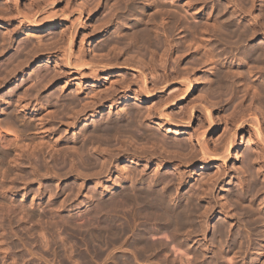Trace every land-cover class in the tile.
<instances>
[{
  "label": "rangeland",
  "instance_id": "1",
  "mask_svg": "<svg viewBox=\"0 0 264 264\" xmlns=\"http://www.w3.org/2000/svg\"><path fill=\"white\" fill-rule=\"evenodd\" d=\"M140 1L141 0L136 1L137 3L136 2L131 3L130 0H78V1L77 0H61V1L56 2L55 5L52 7L54 9V12L56 13L55 15L60 17L58 27L56 29L49 30L43 33L41 35L42 37L39 43L35 41L33 36H29V38L33 42L32 43L33 47L31 45L26 46L27 39L22 36V35H25L23 34L22 30H17V34L14 37H12V39H10L9 42H2L0 39V48H2L0 49V122L7 124L6 126L5 125L3 126L4 128L7 127L9 124L10 125L9 128L14 125V127L17 130L19 129V123H17L15 119L17 120L18 119L17 117L19 118L21 117L19 120H23L25 119V117H28L27 119L33 125L38 127L37 117L38 118L40 117L41 119V117L44 116L43 114L41 115V113L43 112L45 114V111L49 113L53 112L52 114L54 115H51V114H48L49 116L45 115L42 121L44 122L45 127H47L46 133L52 135L54 138L53 140L57 139L58 137L59 143L61 144L59 145V147L63 148L61 149L62 151L58 150L59 152L57 151L56 154H55L56 151L55 152L52 151L53 155L49 151H47L49 149H46L45 151L47 152H44V155L42 156L39 155V157H43V158H39L38 155H36L37 157L34 156V158L32 159L33 157L32 156L31 158L29 157L31 160L27 161V163H29L30 165L26 164V160H25V163H23L24 160L23 161L19 160L20 162L19 161L18 162L20 164L22 162V164L20 165L19 163L11 164L12 160H10V158L13 159V156H14L13 152H11L12 150L10 148L7 149V148L0 146V148H2L0 149V172L2 174L1 173L0 174L4 177L8 175V177L6 178L0 175V181H2L0 182V187H1L0 190L4 189L3 191L2 190L0 191V196H1L0 197V264H13V263L14 264H155V262H158L156 264H167V263L168 264H181L182 262H183L182 264H186L187 262L188 263L190 262V264L191 262L193 263L195 262L194 264H196V262L197 264L198 263L199 264L200 263L213 264L210 262L212 261L215 262L217 260L219 264L221 263L222 264H234L232 262L236 260V258H238L239 256H240L239 260L234 261L235 264H237L238 262L240 263L241 261H243L244 263L242 262L240 264H247V263L248 264L249 263L259 264L258 261L260 262V264L264 263L262 262L264 260V241H263L264 238H261L264 234L263 233L264 226H261L262 224L255 225L256 228L259 229V231L258 229H256V231L260 233V236H261L260 237L258 233H254L255 234L254 235L253 233H250V231L247 229H245L246 232L244 231V228L241 229L239 226L240 221L236 222L237 220H241V219L236 220L237 217H234L233 218L234 223H231L229 221L227 222L226 219L222 217V215L220 214L219 215L217 214L213 218L209 219L208 227H206L207 225L204 224L203 229L205 228V230L202 235L198 233L199 236L196 235L198 230L196 231V233L193 232L189 234V231L187 232L185 229L183 233L181 232L183 230L179 231V235L177 232L176 237H174L175 235H172L171 237V233L167 234L166 232H156V233L153 232L154 234L153 233L152 235L149 234L150 236L147 237L148 239H151L149 240L151 241L149 244L150 245L149 253H147L148 249L145 250L147 254L139 253V254H142V256L144 255L147 258V259L144 258L145 260L143 259L142 256H140L137 253L138 248L134 249L136 250L135 252L133 251V248L131 247L129 248H131L132 251H130L128 247L127 248L124 247L127 250H129L127 251V250H124L122 246L123 244H119V242L118 244L113 243L111 240L107 239L109 240L108 241L109 244H107L108 248H107L106 243H105L106 247L104 244L102 245L104 248H107L106 250V249L101 248V246L99 248V246H97L95 242L92 243L93 241L91 242V240L89 239L88 229H91V227L87 223L88 219H86L87 217L86 213L88 214V212L91 211L97 205L98 201L100 202L114 195V193L120 187H123V185H124L123 188L125 187L129 188L132 185V182L134 181L133 184L136 183L135 184L136 186L138 187L141 186L140 188H143L144 186L145 188L147 187L146 184L151 185L150 183L152 182L154 183V181H156L155 183L161 182L165 184L164 187L166 186V183H167V186L169 184L170 188L173 187L170 185V183L172 182V178L173 179L175 178L174 182L176 181L174 170L170 168L171 166H163V164H160V162H158V160L156 159L161 158V157L162 158L169 157L170 159V157L175 156L176 155L175 153L177 152L179 154V157L182 158L183 157L182 155H184L183 153L185 152V150L187 152V149L189 147V142L186 139L187 138L186 132H187V128L190 127V125L188 126L187 122H183L185 121L183 119L186 118L185 117L186 113H188V110L190 109V107L195 105L194 107H197L199 109V107L203 105L205 106L207 105L206 107H208L209 110H210V107L213 108L211 109V113L215 121H217L219 117H220L219 119H221L222 117L221 120L223 124H221L220 128L217 129L216 132L211 134L209 137L210 145L213 146V145L218 144L221 141V139L225 137L224 120H227V118L229 119L233 115V113H235L236 111L238 112L240 110L239 108H241L243 105H244L243 106L244 108L248 104L251 103L250 106L253 107L252 105H254V102H255L252 97L253 95L252 93L254 92L253 87L256 86L255 84L258 82L260 84L257 85L258 87L256 86L255 88H259L263 86L264 84V70H262L264 67L262 69L260 67L264 65L263 63L261 64V62L259 63L255 62L257 63L256 65L261 64L260 66H258L257 70H259L260 68L263 73L260 72L261 70H259V72L256 71L257 67H253L251 71L252 66L251 68L250 66L245 67V70L243 68L244 66H238L240 64H243L244 62V58H242V56L244 55L242 54H244L243 52L247 49V47L262 48V49L264 48V40L261 35L254 38L252 42H249L247 40L245 41L246 44H244V42H242L241 44L239 43V45L236 44L237 47L235 46V44L232 45L233 47L230 46L233 41H236V39L234 40V38H233V41H229V40L223 41L221 39H219L220 40L219 41L215 37H210L211 39L208 38L209 39L207 40L208 42L206 41L205 42L206 44L204 45L209 44L207 46L208 51L209 50L211 51L213 49L211 52V55L214 54L216 57V58L213 57L214 59L213 61L217 60L218 62L219 60L218 63L216 62L218 66L213 61L212 62L215 64L211 63V65H209L210 62L209 60H207L208 57L206 56H204L205 58L201 57L204 54L207 55L206 53H204L205 50L197 48L198 46L196 47V45L199 44L198 40L201 38V37L199 38V36L202 33V30L201 28L198 27L199 24H197L198 26L196 25L197 27L195 26V22L196 21L198 22V19L193 18V15L191 14V11H190V7L192 8L196 7L195 9L197 10V8L200 7L201 5V8H199L200 10H197L195 12H200L204 9L202 11V15H199V16L204 18V16L207 17L208 15V18H212V17L214 18V15H216L214 14L215 13L214 11H216L215 7L218 5L217 7L219 8L221 5H223V3H227L226 0H223V1L222 0H214V1L213 0H208V1L200 0L199 1L200 3L199 2L196 3L197 0L196 1L194 0L195 3L192 2V0H186V1H189V3L190 1L192 2L190 3V6H188L187 5L188 3L186 2L187 3L186 4L184 0H176V2L175 0H168V1L162 0L164 3L169 5V6H166L165 9L169 8L170 5L171 6L173 5L171 8H169V11H171V9L172 10L174 9V11H171V14L177 12V11L175 12L176 8H178L176 10L180 12V13L177 12L176 13L177 15L173 14V17L176 16L174 17V20L168 21L165 19L166 21L165 20L164 21L166 23L170 22L169 24L174 23V25H175V22L177 23L179 22L180 26L176 23L175 27L173 24H171L172 26L170 27L169 24L167 25L164 22L162 23V21L160 20L162 24L161 25L158 24V26H155L156 28H154V25L157 24L158 19L156 21V24H152V23L143 24L142 25L143 28L150 27L149 28L150 31L147 29H144L145 32L147 31V37H148V38L144 37V39L146 41L148 39V42H146L143 39V37L141 38L145 42H143L142 40L140 42L139 40L141 38L139 37L137 39L138 40V43H137V40L135 41L134 39H130L129 37L127 38L125 36L126 35L125 33L129 34L128 31L130 30L131 23L139 18V15L137 14L138 12L137 10L143 8L142 7L143 3L142 1L141 2ZM203 1L205 2V4ZM232 1L230 0V2L235 5L237 4L235 2H238L236 6L239 8L240 6L238 5H241L242 3H243L242 4L243 6H241V8L242 7L245 8L249 5H252L251 3L252 1H254V4L252 5L253 7L250 6L252 7V9L248 7L245 9L244 8L242 9L244 10L251 9L248 11L250 15L248 14V12L245 13L246 17H249L250 20L251 18H254L259 23V25H261L262 28H264V18H263L264 17V12H263L264 0H252V1L251 0L250 1L232 0ZM4 2H6V0ZM4 2L3 0H0V9L3 8ZM50 2L51 0H14V6L16 8V11H18L19 14H16V11L13 12L12 14L13 26L15 27L18 25V19L20 18V14L29 13V12L32 13V11H34L36 7H44ZM249 2L251 3L249 4ZM182 4H186V6L183 5L182 7ZM94 5L97 6V8H94L93 7ZM78 7L81 10L83 9L82 17L85 18L83 23H87L85 22L86 19H88V13L86 11H88L89 8L91 7H92L91 9L94 8L93 12L96 14L94 18L91 20L92 25L90 26L88 25L90 31H91V27H93L94 25L97 26V24H100V22H104V21L108 22L107 24L108 31L102 34L101 36L97 37L93 48H91L92 55L94 54V56H90L89 55L90 51L88 52L89 36H87L84 39V42L82 44V51L84 52V56H86L85 62L87 61L86 63H88L91 61L90 66H93L96 68L100 60H105L113 56L112 55L113 53L111 51H114L112 48L115 47L116 49L115 48L114 49L116 52L115 51L114 52L119 54L120 53L119 51L121 50L120 54L122 55V58L128 59L133 62H137L136 64H139L138 68L136 65L137 69L135 67H129L125 69L122 73H113V75H104L103 72L97 71L95 73V76L93 77L92 73H90L87 70V68H83L81 70L78 68L77 69L68 68L65 65H62V68L58 71L59 72L58 75H60V77L57 76L56 78V76H54L55 70H56V66L54 65V63L46 64L44 62L43 63L41 62L43 60L33 61V59H30L29 61L28 58L31 56L32 51H33L32 49L34 48V46L35 45H36L35 47L41 46V49L44 50L45 46L44 47L42 46L46 44L47 45L46 48L48 51L43 52L42 55L46 57L45 53H49L51 57H54L56 63L58 61V64L59 65L61 64L60 63L61 58H62L61 54L56 49H53L55 48L53 44L50 46H48V44H50V42L53 41V38H58L59 33L63 28H68L70 23L75 22V18L78 19V16L76 17V15H78L77 10H76ZM134 7H136L137 12L135 10L133 12L132 9H135ZM224 7H225V4L224 6L220 7L224 9L223 16L224 17L228 16L226 18L232 17L230 19H232V22L235 23V27L239 29L238 31H242V29H246V28H247L246 30L249 31L250 29L249 23L251 21L249 20V18L248 20H245L243 19V17H241L240 14L243 12L241 8H240L241 13L240 12L237 13V12H234L232 8L228 6V4L225 7L226 9ZM182 8H184V10ZM127 10H129L130 12ZM208 11H209V14L207 13ZM135 12L136 14H134ZM145 12L149 14V11H145ZM189 13L191 14V16L189 15ZM185 14H186V18H184ZM132 18L134 21L132 20ZM237 18H238V21H237ZM107 19H109L110 22L107 21ZM175 20H178V21H175ZM78 21L79 19L77 20V22ZM246 21L247 22L249 21L248 22L249 25L246 23ZM180 22H182V24H180ZM123 23H125L126 26L122 25ZM159 25L162 27H160ZM166 25L170 27V29L167 27H165L166 29L165 28L163 29V27ZM177 25L180 28L177 27ZM193 27L198 28V29H193ZM171 28L172 29L177 28V29H173V33H171L169 31L171 30ZM11 29H12V26H11ZM93 29L94 28H92V30ZM155 29H157L158 31ZM167 29H169L168 34L170 33V35H164L167 33ZM161 30L163 32L165 31L166 33H162ZM197 30H199V32L196 34V37L198 40L196 39V37L194 38L196 40V43H197L196 44L194 42L195 40L193 39V36L195 35L194 31L197 32ZM2 31L3 30L0 28V38L4 36V33H5ZM153 32H155L156 35L157 34L158 35L156 36L155 33ZM190 33H194V34H190ZM211 34L212 33L210 32V35ZM238 34L236 37H240V35L238 36ZM163 35L165 36L166 39L170 38L167 41L169 43L171 42L170 43L171 46H168L169 43L166 41ZM191 35H193L191 38L193 41L191 42L196 44V45L194 44L193 45L197 49H195L192 46V43L188 41ZM51 36H53V38H50ZM171 36L173 38H171ZM164 39L167 42L166 43L167 46L170 48L166 46V44L164 43L165 41H163ZM206 39L207 38H205L204 40ZM132 41L134 42L135 45L133 44ZM228 42H231V43H228ZM78 45H79V40L78 41L76 40V44L74 46L76 48H74V50H77ZM164 45L166 46V48ZM238 46L240 47L237 50ZM208 47H210L211 49ZM110 48L112 50H109ZM201 50L204 51L203 52L204 54L202 53ZM17 51L18 52L22 51V52L17 53ZM108 51H110V53ZM165 51L168 53V55L165 53ZM26 52H28V54L30 52L29 56L27 55ZM15 53L17 54L18 58L15 55ZM161 53H163V56L165 58L166 56L170 55L169 60L167 62V64H169L168 69L170 71L168 70L169 75H166L167 77V78L165 77L166 80L157 78L159 80L158 81L159 83H157L158 85L154 86L153 88L152 84L148 83V81L150 82L151 80H154L155 77L154 75H151L152 77L148 75L150 72L152 73V70L154 68H155L154 70H157L156 72L162 71V69L160 70V68H162L161 67L162 60H159L162 55ZM19 54L20 55L24 54L25 56L24 55L22 56L25 58L27 57V58L25 59ZM104 54H108V55L110 54V55L109 56L107 55L108 57L105 58ZM14 56H15V59L17 58L16 59L17 63L15 62L14 58H12ZM202 58H204L206 61L203 60ZM24 59L26 61L23 62ZM20 60L22 63L21 66H20L21 63L19 62ZM139 61L142 64H140ZM207 61L208 63H206ZM26 62L27 64H25ZM252 62H249V65L250 63L252 64ZM219 63L221 64V66ZM151 64L153 66V69H152V66H150ZM256 65L253 64V66H256ZM19 66L20 68L17 69ZM211 66L213 68L212 70L210 68ZM226 66L229 69L231 68H233V70L238 69L240 73L243 71L246 75L244 73H243L244 75L239 74L241 77L240 79L239 75H237L236 73L237 72L236 70L235 73L233 72L234 73L233 77L235 76L236 77L234 79L233 77L231 78L234 81L230 80L231 76H229V79H228V81L231 82L230 85L231 84H236V85H232L231 87L229 86L230 87L229 89L228 87H226L227 88L226 90L221 89L222 91H220L219 89H217V86L216 88L214 87L215 84L209 85V82H207V79H208L207 73L210 74L211 71H213L212 74H210V78H213L214 76H217L216 74L219 75L223 72L225 74L226 71L228 70L226 69ZM156 67L158 69H156ZM241 68L242 70H240ZM141 69L144 73L147 72L145 74L149 78V79L147 78L148 91L149 90L153 91L154 89V91L156 90L158 92L159 90V92L161 91L159 93L160 95L157 94L153 98L150 99V96H148L147 92L143 90V87H142L143 81H142V77L140 73ZM188 71H189L188 73L189 76L188 74L187 75L185 74ZM247 71L249 72L251 71V75H249L250 74L249 72L247 74ZM13 72L16 74H13ZM190 72H191V75L194 74V77L196 79L194 78V80H191L192 78H191ZM159 74H161V72ZM159 74L157 73L156 76H158ZM255 75L257 76L255 77ZM91 76L94 78L95 82H92V80L90 79ZM185 76L190 77L192 87L194 88V91L189 92V94H187L188 93L187 90L184 91L185 89H187V86H182L184 83V79L186 78ZM253 76H254V80H251ZM181 77L184 79H182ZM180 80H181V83H180ZM250 81H254V85ZM240 82H242V86L241 84H239ZM249 84H252L253 87H250V88L247 87V89L244 91L243 89H245L246 86H250ZM251 88L252 90L249 91L248 89H251ZM216 89L220 92L216 91ZM20 96H23L22 99ZM26 96H27V99H26ZM16 103H18V105ZM39 103L41 104V109L38 108L40 107ZM4 104L5 105L7 104L8 106L7 105L5 106ZM24 104H27L26 109H27V112H30V113L23 114L21 113V111H17L16 106H19V105L24 106ZM12 107L14 108L15 111L11 109ZM29 107H30V110L28 109ZM9 108L13 110L14 112L16 111L17 112L16 113L13 112V115H12L11 114L12 112L10 110L9 112L10 114H8L6 111ZM234 108H235V111H234ZM41 110H44V111H41ZM51 110H54V111H51ZM160 110H162L163 112L161 113V115L158 113V111ZM260 111H262L261 113L264 115V108L260 107ZM5 114L8 115V117L10 115V117L8 118L7 116H5ZM14 114H16L15 118L12 117V116H15ZM217 114H220V116ZM201 115L204 116V117L202 116L203 118L202 120L204 119L206 120L205 114H201ZM197 116L198 114L197 115L195 114L196 118H194V126L198 124V121H201V119ZM11 117L13 119L9 120ZM134 118L135 120L137 119L136 120L137 122L134 121L136 124L132 122L134 125L131 128L130 125H128L127 123L133 121ZM69 120H72V121L70 122ZM12 122L17 123L18 126H16L15 123L12 124ZM68 122L70 123L69 126H68ZM65 123L67 126L64 125ZM182 123H184V125ZM185 124H186V127H185ZM112 125L114 126L122 125L123 128L120 127L119 132L117 131L118 129H116L115 131H117L118 133L114 132L115 134L112 131H110L112 134H110V132L106 134L104 133L102 134L103 136H101V134H98L96 136L95 134V137L94 136L91 137L94 134L92 133L91 135L89 134L90 132L97 131V130H100L107 126H112ZM125 125L126 127L129 126V129L126 128ZM168 128L171 131L173 130L174 132L178 131V129H181L180 142L184 144L183 149L185 147L187 149L185 148L182 152V149H181L182 147H179L181 150L178 148V145L176 144V142L178 141L175 137V134L174 132L172 134V132ZM11 129L13 130V128H10V131ZM32 131L34 133L39 132L35 130H32ZM37 133H35L36 135H34L35 142L39 140L40 138H42V135L41 134L37 135ZM241 135L242 134H239L238 137H236L237 140H236L235 147L237 148H235V150L232 151L231 158L228 160V170L230 172L232 171L233 173L235 172L234 174L236 177L240 176L239 168L241 164L238 158L235 159L236 152L237 154L242 155L246 151H249V152L252 151V147L247 142L248 136L243 135L242 137ZM71 140L73 142H70ZM75 140L76 142L78 141L80 142L79 145L78 143H76L77 146H79L82 149L84 148L83 150H81L83 151V154L81 153L82 156L81 154H79L81 157L78 155V153L76 154V151H75V154L71 150L68 151V149H72V148H68V149L66 148L67 146L68 147L73 146V143L75 142ZM122 140L125 141L123 142V144L126 143V145L122 144L121 142ZM64 144H66L65 148L63 147ZM120 147H122V149ZM80 148L79 150L77 148L76 149L80 151ZM64 149L65 150L67 149L66 151L68 152L63 153L65 152ZM70 153L72 154L73 157L71 156ZM7 154L9 158L7 157ZM115 154L118 157H115ZM108 156L109 157L112 156L110 158L114 160V164L111 163V165L109 166L111 168H108L106 170V167L104 168L101 165V162L103 164V159L101 158H104V161H106L107 158H109ZM1 157H3L5 160L1 161V159H3ZM6 159H8V161ZM151 160H153L152 163H151ZM156 162H158V164H156ZM249 165H250V170L255 172L256 167L252 165V163H249ZM8 166L10 170L8 169ZM32 167L35 169L32 170L31 169ZM100 168H102L103 170H101ZM5 170L6 172H8V174L5 172ZM107 171L109 173H107ZM213 171H214L213 166H210L209 169L195 170L194 174H191L190 176H187V175L185 176L184 180L181 182L182 188L180 187L178 192L175 191V189L173 188L170 189L169 187L166 186L167 189L172 190V191L169 190L170 191L169 195L170 193L174 194L175 196L173 197L171 194V197L173 199L177 197H182V195L184 197L186 195L190 196L189 195L190 191H192L191 193H195L193 191H196V190L198 191L197 188H199L201 183L203 182L201 178L203 177L205 178L207 176L212 175ZM76 173L77 175H74ZM126 175L132 179L135 178V180H132L129 183L122 182L121 179ZM20 176H22L23 179L22 177L20 179ZM161 179L163 180L160 181ZM164 180H169V181L168 182L165 181L166 182L165 183ZM258 181L261 182V179L260 180L258 179ZM226 183H229V184H226ZM220 186L221 188L218 187L216 189L215 195L218 197L219 202L221 203L224 202L223 204H226L228 201L227 199L224 198L226 197L225 192H227L229 189H233V190L239 189V184L237 183V180L234 177L229 178L227 182H225V184H221ZM157 188L156 190L159 191V187ZM2 192H3V195H2ZM262 193L264 192L253 191L250 194L249 199L254 198V200H256L257 202L258 201L261 202L262 200H264V194ZM231 202L233 203V201H230L229 203L231 204ZM197 203L199 204V206L201 205L200 206L201 208H203L202 207L203 203L202 204L201 202H197ZM230 204L229 205L226 204V206L229 208L231 207ZM233 207H234V203L232 204L231 209L229 208L231 213H232V210H234L232 209ZM235 215L237 214H234L233 216ZM238 218L240 217L238 216ZM194 222H196L195 226H197V228L199 229L198 225H196L198 223L195 219H194ZM219 223L224 224L227 227V229L233 225L231 228H229V230L230 231L234 230L235 232H237L235 233L234 231H232L234 232L233 234H239V237H241L242 235L243 240L240 241L241 238H239L240 240L237 239L238 241L237 242L235 241L233 246H228V245L226 246L225 244L222 243L223 244L222 247L221 248L219 247L221 250L219 249L218 251L220 254H217L218 253L217 251H216L217 253L215 252L216 253L215 254L214 253L215 250L211 252V249H209L208 252H205L204 249L208 248L209 243L212 242L213 239L215 240L216 238V236L214 237L213 227ZM235 223H238L239 225L238 224L235 225ZM237 225L239 226V228ZM259 226L261 227V231H260ZM186 229L188 230V228ZM185 232L188 233L186 237H185L186 235ZM247 233L249 236L246 235ZM231 234L229 233L227 238L233 239L232 237L233 234L232 235ZM191 235H195V236H191ZM201 236H203V238H201ZM251 236L256 237L252 239V242L251 240L247 239V238H251ZM125 237L122 240L124 241L125 239V242L128 244L129 241H131L130 237L132 236L130 234L129 236H125ZM173 237L175 240L176 239L177 240L174 241ZM257 237H260V239ZM152 238H154L155 240H157L156 238H158L160 239L161 242L159 240L155 241ZM245 238L247 240L244 241ZM126 240L127 241L129 240V241L127 242ZM152 241L155 242L154 245ZM175 242H177V244L182 243V245L179 244L178 246ZM214 242H217L218 245L220 244V242L218 243V240ZM240 242H243V243H240ZM159 243H162L161 244L162 247H160L161 245ZM163 243L164 244L166 243L165 247L163 246ZM114 244H116L117 246L116 245L114 246ZM194 244H196L197 246H202L203 244L202 249L201 250L198 249V247L196 245L194 246ZM236 244L239 246L243 244L242 253L239 252V250H241L242 248L240 249L239 246L237 248ZM151 245H153L154 247H151ZM155 245L158 246L157 249ZM184 245L187 246L188 247L187 250L191 252L187 251ZM120 246H122L121 247V249H123L122 252H121V249L119 248ZM251 246H252V249L253 247L254 248L256 247V248L252 250ZM163 247H164V250H162L163 251L162 252L159 249L160 248L163 249ZM231 247L232 248L235 247L233 248V250L239 249L238 252H236V250L234 251L238 257L236 256L235 253H234L235 258L233 257L234 254H233V250ZM240 247H242V245ZM141 250L142 249L138 251L140 252ZM152 250H154L155 252H153ZM197 250H200V251H197ZM193 251L198 253V255L204 254V256H202L204 258L201 257L202 262L201 260H199V262L195 261L196 259L192 258L194 257L193 254L195 253ZM136 253L139 257H135ZM213 253L215 254V257H216L215 261H214V258H212L213 260L211 259V257H213L214 255ZM238 253H240L241 255ZM134 257L137 258L138 262L137 260L134 259ZM229 258H232V259L234 258V260L232 261ZM255 258L259 259V260L256 259L257 260L256 263H254ZM139 259L140 260L143 259V260L140 261ZM252 259L254 261L253 263H252ZM164 260L167 261V263ZM229 260L231 261V263L229 262ZM162 262H165V263H162Z\"/></svg>",
  "mask_w": 264,
  "mask_h": 264
},
{
  "label": "bare ground",
  "instance_id": "2",
  "mask_svg": "<svg viewBox=\"0 0 264 264\" xmlns=\"http://www.w3.org/2000/svg\"><path fill=\"white\" fill-rule=\"evenodd\" d=\"M5 0H3V2H4ZM58 1H61V0H51V2L49 3V4H47V5H45L44 7H36L35 8V10L34 11H32V13L31 12H29V13H22V14H20V18L18 19V25L17 26H13V24H12V20H13V18H12V14H13V12L14 11H16V8H15V6H14V0H8V2H7V0H6V2H4V6H3V8L2 9H0V28L3 30L2 32H5L4 33V36H2L0 39H1V41L2 42H9V40L10 39H12V37H14L16 34H17V30H22L23 31V34H25V35H22L23 37H25L27 40H26V46H28V45H31L32 46V40L29 38V36H33L34 37V39H35V41L37 42V43H39L40 42V39H41V35L43 34V33H45V32H47V31H49V30H53V29H56L57 27H58V24H59V19H60V17L59 16H57V15H55L56 13L54 12V9L52 8L54 5H55V3L56 2H58ZM78 1V0H77ZM136 1H138V0H130V2L132 3V2H136ZM142 1V3H143V5H142V9H138L137 11H136V7H134L135 9H132L133 10V12H134V10L137 12V14L139 15V18L137 19V20H133V18H132V20L134 21V22H132L131 23V27H130V30L128 31L129 32V34H127V33H125L124 35L128 38H130V39H134L135 41L140 37H143V39H144V37H147V31L145 32L144 31V29H147V30H149L150 31V27L149 28H143V24H148V23H152V24H156V21H157V19H158V21H157V24L156 25H154V28H156L155 26H158V24H162L163 22L164 23H166L165 21L166 20H168V21H171V20H174V17H176V16H174L173 17V14H175V15H177L176 13L177 12H179L178 10H176V9H178V8H176L175 9V12L176 13H173V14H171V11H174V9L172 10L171 9V11H169V8H171L172 6L170 5V7L169 8H167V9H165V7L166 6H169V5H167L166 3H164L162 0H141ZM140 1V2H141ZM168 1V0H167ZM185 1V3L188 5V6H190V3H192V2H194L195 3V1L194 0H192V2L190 1V3H189V1H186V0H184ZM200 0H197V2L196 3H198ZM202 1V0H201ZM205 1V0H204ZM203 1V2H204ZM208 1V0H207ZM214 1V0H213ZM223 1V0H222ZM227 1V3H223V5H221L220 7H222V6H224V4H225V7H226V5L228 4V6H230L231 8H232V10L234 11V12H237V13H239L240 11H241V9L242 8H244V7H242L241 8V6H243L241 3H239V4H241V5H238V6H240V8L239 7H237L236 5L238 4V2H235V3H237L236 5L235 4H233V3H231L230 2V0H226ZM232 1V0H231ZM238 1V0H237ZM248 1H250V0H248ZM252 1V0H251ZM128 2V1H127ZM175 2H176V0H175ZM183 2V1H182ZM225 2V1H224ZM233 2V1H232ZM240 2V1H239ZM78 3V2H77ZM118 3V2H117ZM137 3V2H136ZM184 3V2H183ZM200 3V2H199ZM231 3V4H230ZM251 2H249V4H250ZM80 4V3H79ZM116 4V3H115ZM135 4V3H134ZM181 4V3H180ZM186 4H182V7H183V5H185L186 6ZM203 4V3H202ZM204 4H205V2H204ZM219 4V3H218ZM252 5L254 4V1H252V3H251ZM117 5V4H116ZM252 5H249V6H247L248 8H251L252 9ZM81 6V5H80ZM82 6H83V4H82ZM100 6V5H99ZM187 6V7H188ZM192 6V5H191ZM218 6V5H217ZM215 7L216 8V11H214L215 13L214 14H216V15H214V18L212 17V18H208V15H207V17L206 16H204V18L203 17H201V16H199V15H202V11L204 10L203 8V10L202 11H200V12H195V11H197V10H200L199 8H201V5H200V7H198L197 8V10L195 9L196 7H194V8H192V7H190V11H191V14L193 15V18H197L198 19V22L196 23L195 22V26L197 25V24H199V28H201V30H202V33L200 34V36H199V34H198V36H199V40L197 39V37H196V34L199 32V30H197V32H195L194 31V33H195V35L193 36V35H191V37L189 38V40L188 41H193L191 38H192V36H193V39L196 37V39L198 40V43L199 44H197L196 43V40L194 41L195 43H192V46L194 47V45H196V47L197 48H199V49H203V50H205V52L203 51V50H201L202 51V53L204 52V53H206L207 55H205L204 53V55L203 56H201V57H204V56H206V57H208L207 58V60H209V62H210V64L209 65H211V63L212 64H215L216 62H217V60L216 61H213L214 59H213V57H215V55L214 54H212L211 55V52H212V50L210 51V53H209V51H208V49H207V46L209 45H204V44H206L205 42L207 41V40H209V39H211L210 37H215V38H217L218 40L219 39H221V40H226V41H233V38H234V40L236 39V41H233V42H235V43H231V42H228V43H231V45L230 46H232L233 44H235V46H236V44L237 45H239V43L241 44L242 42H244V44H246L245 43V41H249V42H252L253 41V39L254 38H256L257 36H259V35H261L262 36V38H263V40H264V28H262V26L261 25H259V23L254 19V18H251V20H250V18L249 17H246V14L245 13H247L249 10H251V9H246V10H244L245 8H247V7H245L244 9H242L243 10V12L240 14L241 15V17H243V19H245V20H248V18H249V20L251 21L249 24H250V26H249V31L248 30H246V29H242V31H238L239 29H237V27H235V23H233L232 22V19H230V18H232V17H230V18H226V17H228V16H226V14H225V16L226 17H224L223 16V12H224V9H222V8H218V7ZM250 6H252V7H250ZM50 7V8H49ZM94 8H97V6H93ZM132 7V6H131ZM176 7V6H175ZM174 7V8H175ZM181 7V6H180ZM187 7H186V9H187ZM224 7V8H225ZM81 8V7H80ZM92 8V7H91ZM91 8H89V10L88 11H86L87 13H88V19H86V21L85 22H87V23H83L84 22V20H85V18L84 17H82V10L81 9H79V7L76 9L77 10V13H78V15H76V17L78 16V19H79V21L77 22V18H75V24L74 23H70L69 24V27L68 28H63L61 31H60V33H59V36H58V38H53V36H51L50 38H53V41L52 42H50V44H48V46H50V45H54L55 46V48H53V49H56L60 54H61V56H62V58H61V64L59 65L58 64V61H57V63L55 62V59H54V57H51L50 55H49V53H45L46 54V57L44 56V55H42V53L43 52H45V51H48L47 50V45L46 44H42L43 46L42 47H44L45 46V48H44V50L43 49H41V46H37V47H35L34 46V48L32 49V47H31V49L33 50H31L32 51V54H31V58L29 57L28 59H29V61H30V59H33V61H38V60H43V61H41L42 63L44 62V63H46V64H52V63H54V65L56 66V70H55V74H54V76H56V78H57V76L58 77H60V75H58V71L62 68V65H65L66 67H68V68H78V69H83V68H87V70L90 72V73H92V76L94 77L95 76V73L97 72V71H100V72H103L104 73V75H113V73H122L125 69H127V68H129V67H135L136 68V65H137V68H138V65L139 64H136L137 62H133V61H130V60H128V59H125V58H122V55L120 54L121 53V50L119 51L120 53V55L118 54V53H115L116 51H115V47H111L114 51H111L112 53V55L113 56H111V57H109L108 59H105V60H100L99 62H98V66L95 68V67H93V66H90V62H88V63H86L85 62V60H86V56H84V52L82 51V44H83V42H84V39L87 37V36H89V47H88V52L90 51V53H89V55L90 56H94V54L92 55V52H91V48H93V46H94V44H95V42H96V38L97 37H99V36H101L102 34H104V33H106L107 31H108V22H100V24H97V26L96 25H94L93 27H91V31L89 30V26L90 25H92L91 24V20L94 18V16H95V14L96 13H94L93 12V10H94V8L93 9H91ZM228 8V7H227ZM231 8H230V10H231ZM255 8V7H254ZM15 9V10H14ZM87 9V8H86ZM85 9V10H86ZM183 10H184V8H182ZM195 9V10H194ZM226 9V8H225ZM96 10V9H95ZM131 10V11H132ZM189 10V9H188ZM187 10V11H188ZM206 10V9H205ZM213 10H215V9H213ZM230 10H228V11H230ZM127 11H129V10H127ZM145 11H149V14H147ZM195 13H194V12ZM209 11H210V9H209ZM209 11L207 12L208 14H209ZM226 11V10H225ZM232 11V12H233ZM246 11V12H245ZM130 12V11H129ZM132 12V13H133ZM136 12L134 13V14H136ZM185 12H186V10H185ZM231 12V13H232ZM263 12H264V9H263ZM132 13H130V14H132ZM180 13V12H179ZM16 14H19L18 13V11H16ZM134 14H132V15H134ZM191 14L189 13V15L191 16ZM213 14V13H212ZM211 14V15H212ZM236 14V13H235ZM248 14H249V12H248ZM247 14V15H248ZM204 15H206V14H204ZM210 15V16H211ZM239 15V14H238ZM237 15V16H238ZM250 15V14H249ZM248 15V16H249ZM85 16H87V15H85ZM137 16V15H136ZM184 16V15H183ZM131 17V16H130ZM239 17V16H238ZM251 17V16H250ZM184 18H186V14H185V16H184ZM192 18V17H191ZM201 18H203V19H201ZM247 18V19H246ZM264 18V17H263ZM77 19V20H76ZM129 19H131V18H129ZM166 19V20H165ZM178 19V18H177ZM199 19H200V21H199ZM242 19V18H241ZM128 20V19H127ZM162 21V23H161V21ZM165 20V21H164ZM179 20V19H178ZM178 20H175V21H178ZM193 20H195V19H193ZM240 20V19H239ZM107 21H109V19H107ZM181 21V20H180ZM237 21H238V18H237ZM243 21V20H242ZM110 22V21H109ZM159 22V23H158ZM249 22V21H248ZM248 22L246 21V23L248 24ZM170 22H167L166 24L168 25ZM176 23L177 22H175V25H176ZM171 24H173L174 25V23H171ZM171 24H169L170 25V27L172 26ZM178 25H179V22L177 23ZM180 24H182V22H180ZM248 24V25H249ZM89 25V26H88ZM122 25H125V23H123ZM159 25V26H160ZM163 25H165V24H163ZM164 26L163 27V29L165 28V27H167V28H169L170 29V27H168V26ZM175 25H174V27H175ZM177 25V27H179ZM11 26H12V29H11ZM126 26V25H125ZM124 26V27H125ZM151 26V25H150ZM196 26V27H197ZM120 27V26H119ZM152 27H153V25H152ZM160 27H162V26H160ZM92 28H94L93 30H92ZM110 28V27H109ZM180 28V27H179ZM182 28V27H181ZM245 28V27H244ZM121 29V28H120ZM158 29V28H157ZM157 29H155V30H157ZM166 29V28H165ZM169 29H167V33L164 31H162V33H166V34H164V35H170V33L168 34V32L170 31L171 33H173V29H177V28H171V30H169ZM187 29V28H186ZM190 29V28H189ZM192 29V28H191ZM193 29H198V28H194L193 27ZM159 30V29H158ZM157 30V31H158ZM169 30V31H168ZM200 30V31H201ZM160 31V32H161ZM190 31H192V30H190ZM175 32V31H174ZM210 32L212 33L211 35H210ZM123 33H124V31H123ZM123 33H121V34H123ZM153 33H155V32H153ZM194 33H190V34H194ZM239 33V34H238ZM21 34V33H20ZM120 34V35H121ZM237 34H238V36L240 35V37H236L237 36ZM155 35H156V33H155ZM158 35V34H157ZM156 35V36H157ZM163 35V36H164ZM123 36V35H122ZM124 37V36H123ZM125 37V38H126ZM167 37V36H166ZM170 37V36H169ZM236 37V38H235ZM148 38V37H147ZM146 38V39H147ZM156 38V37H155ZM164 38H165V36H164ZM168 38V37H167ZM171 38H173L172 36H171ZM185 38V37H184ZM205 38H207L206 40H204ZM209 38V39H208ZM214 38V39H215ZM166 39V38H165ZM165 39L163 40V41H165ZM170 39V38H169ZM169 39H166V41L167 40H169ZM187 39V38H186ZM191 39V40H190ZM216 39V40H217ZM76 40L78 41L79 40V45H78V48H77V50H74V48H76V47H74L75 46V44H76ZM133 40V41H134ZM141 40H142V38L139 40L140 42H141ZM145 40V39H144ZM217 40V41H218ZM132 41V42H133ZM143 41V40H142ZM146 41V40H145ZM145 41H143V42H145ZM164 42L165 44L168 42ZM220 41V40H219ZM146 42H148V39H147V41ZM185 42H187V41H185ZM208 42V41H207ZM136 43V42H135ZM137 43H138V40H137ZM169 43V42H168ZM171 43V42H170ZM169 43V44H170ZM133 44H134V42H133ZM168 44V46H171V44L169 45ZM189 44V43H188ZM194 44V45H193ZM224 44V43H223ZM225 44H226V42H225ZM224 44V45H225ZM135 45V44H134ZM243 45V44H242ZM242 45H240V46H242ZM25 46V47H26ZM163 46V45H162ZM165 46V45H164ZM166 46H167V44H166ZM166 46H165V48H166ZM167 46V47H168ZM191 46V45H190ZM229 46V47H230ZM234 46V47H235ZM240 46H238V48H237V50L239 49V47ZM107 47V46H106ZM105 47V48H106ZM196 47H194L195 49H197ZM233 47V46H232ZM231 47V48H232ZM237 47V46H236ZM252 47V46H251ZM254 47V46H253ZM109 49V50H112V49ZM115 48V49H114ZM168 48H170V47H168ZM167 48V49H168ZM208 48H210V47H208ZM248 48H250V47H247V49L243 52L244 54H242V52H241V54L242 55H244V56H242V58H244V62H243V64H240V65H238V66H244L243 68H244V70H245V67H249L250 66V68H251V66H252V68H251V71H252V69H253V67H257L256 68V71H258L259 72V70H261L263 67H264V65L263 66H260L262 63L264 64V48L262 49V48H250V49H248ZM0 49H2V48H0ZM18 49V48H17ZM21 49V48H20ZM19 49V50H20ZM25 49V48H24ZM23 49V50H24ZM46 49V50H45ZM167 49H166V51H167ZM211 49V48H210ZM233 49V48H232ZM235 49V48H234ZM22 50V49H21ZM29 50V51H30ZM93 50V49H92ZM165 50V49H164ZM170 50V49H169ZM168 50V51H169ZM76 51V52H75ZM165 51V53L168 55V53ZM197 51V50H196ZM199 51V50H198ZM22 52V51H21ZM21 52H18L17 51V53H21ZM109 53H110V51H108ZM118 52V51H117ZM27 53V55L29 56V54H30V52H29V54H28V52H26ZM26 53H25V55H26ZM48 54V55H47ZM162 55H161V57H160V59L159 60H162V64H161V67L162 68H160V70L162 69V71H160L161 72V74H159L160 72H156L157 70H154L153 69V66H152V64L150 65V66H152V73L150 72L149 73V75L148 76H151V75H154V80H151L150 82L148 81V83H150V84H152V86H153V88H154V86H157L158 84L157 83H159L158 81V79L157 78H160V79H164V80H166L165 79V77H166V75H169V73H168V66H169V64H167V62H168V60H169V57H170V55L169 56H166L165 54V56H166V58L163 56V53H161ZM15 55L17 56V54L15 53ZM20 55V54H19ZM22 55H24V54H21L20 56H22ZM24 55V56H25ZM108 54H104V56H105V58H107L108 56H107ZM100 56V55H99ZM103 56V55H102ZM103 56V57H104ZM164 58H163V57ZM23 57V56H22ZM21 57V58H22ZM12 58H14V60H15V62H16V59L18 58V56H17V58L15 59V56L14 57H12ZM12 58H10V59H12ZM20 58V59H21ZM23 58H25V57H23ZM27 58V57H26ZM25 58V59H26ZM121 58H122V60H121ZM162 58V59H161ZM205 58V57H204ZM204 58H202L203 60H205ZM216 58V57H215ZM23 60V62L24 61H26V60ZM54 59V60H53ZM242 60V59H241ZM18 61V60H17ZM28 61V60H27ZM60 61V60H59ZM206 61V60H205ZM215 62V63H213V62ZM254 63H253V62ZM11 62V61H10ZM14 62V61H13ZM13 62H12V64H13ZM20 63H21V60L19 61ZM18 62V63H19ZM140 62V61H139ZM138 62V63H139ZM218 62H219V60H218ZM217 62V63H218ZM249 62H252V64L250 63V65H249ZM255 62H257V63H259V62H261V64H258V65H256L257 63H255ZM17 63V62H16ZM152 63V62H151ZM206 63H208V61L206 62ZM216 63V64H217ZM238 63V62H237ZM241 63V62H240ZM24 64V63H23ZM25 64H27V62L25 63ZM140 64H142L141 62H140ZM220 64V63H219ZM232 64V63H231ZM234 64V63H233ZM253 64H255L256 66H253ZM22 65V63L20 64V66ZM163 65V66H162ZM20 66L17 68V69H19L20 68ZM25 66H27V65H25ZM141 66V65H140ZM140 66H139V68H140ZM143 66V65H142ZM213 66V65H212ZM212 66L210 67L211 68V70L213 69L212 68ZM215 66V65H214ZM217 66H218V64H217ZM220 66H221V64H220ZM223 66V65H222ZM258 66H260L261 67V69L259 68V70H257L258 69ZM24 67V66H23ZM154 67H155V65H154ZM22 68V67H21ZM136 68V69H137ZM141 68H143V67H141ZM236 68V67H235ZM234 68V69H235ZM238 68V67H237ZM12 69V68H11ZM10 69V70H11ZM156 69H158L157 67H156ZM226 69H228L227 71H226V73L224 74V72L223 73H221V74H216L217 76H214L213 78H210V74H212V72L213 71H211V73L209 74V73H207L208 74V79H207V82H209V85H212V84H215V88H216V86H217V89H219L220 91H222L221 89H227L226 87H228V89L232 86V85H236V84H231L230 85V81H228V79H229V76H231L230 77V80H233L235 77H233L234 76V73H235V71L237 70V75H239V74H243L244 72L242 71L241 73L238 71V69H235V70H233V68H231V69H229L227 66H226ZM247 69V68H246ZM21 70V69H20ZM174 70V69H173ZM194 70V69H193ZM240 70H242V68L240 69ZM262 70H264V68L262 69ZM262 70L260 71V72H262ZM18 71V70H17ZM23 71V70H22ZM170 71V70H169ZM185 71V70H184ZM191 71V70H190ZM251 71L249 72V71H247V74H248V72L250 73L249 75H251ZM174 72V71H173ZM172 72V73H173ZM234 72V73H233ZM141 77H142V83H143V90L144 91H146L147 92V94H148V96H150V99L151 98H153L155 95H157V94H159L160 92H159V90H158V92L155 90L154 91V89H153V91H151V90H149L148 91V88H147V75L145 74V73H147V72H143L142 71V69H141ZM157 73L159 74L158 76H156L157 75ZM189 73V71L187 72V73H185L186 75ZM263 73V72H262ZM261 73V74H262ZM8 74V73H7ZM13 74H16V73H14L13 72ZM133 74V73H132ZM175 74V73H174ZM177 74V73H176ZM184 74V75H185ZM223 74V75H222ZM231 74H233V75H231ZM245 74V73H244ZM243 74V75H244ZM190 75H191V72H190ZM246 75V74H245ZM253 75V74H252ZM259 75V74H258ZM14 76V75H13ZM91 76V80H92V82H95V80H94V78ZM181 76V75H180ZM188 76H189V74H188ZM188 76H185L186 78L184 79V78H182V79H184V83H183V81H182V83H183V85L182 86H187V89H185L184 91H188V93L187 94H189V92H191V91H194V88L192 87V83H191V80H194V74L193 75H191V80H190V77H188ZM212 76V75H211ZM257 75H255V77H256ZM53 77V76H52ZM152 77V76H151ZM233 77V79H231ZM238 77V76H237ZM239 77H240V75H239ZM242 77H244V76H242ZM6 78V77H5ZM167 78V77H166ZM175 78V77H174ZM178 78V77H177ZM181 78H179V79H181ZM52 79V78H51ZM149 79V78H148ZM196 79V78H195ZM238 79V78H237ZM240 79H241V77H240ZM256 79V78H255ZM2 80V79H1ZM163 80V81H164ZM239 80V79H238ZM251 80H254V76H253V78H251ZM259 80V79H258ZM234 81V80H233ZM240 81V80H239ZM261 81V80H260ZM49 82H50V80H49ZM192 82H194V81H192ZM243 82V81H242ZM242 82H240L239 84H241V86H242ZM250 82H252V84L254 85V81H250ZM249 82V83H250ZM257 82V81H256ZM262 82V81H261ZM29 83V82H28ZM180 83H181V80H180ZM233 83V82H232ZM246 83V82H245ZM208 84V83H207ZM244 84V83H243ZM248 84V83H247ZM247 84H245V85H247ZM252 84H249L250 86H246V88L245 89H243L244 91L247 89V87H253V85ZM260 83L258 82V83H256L255 85L257 86V85H259ZM27 85V84H26ZM181 85V84H180ZM252 85V86H251ZM230 86V87H229ZM256 86H254L253 87V95H252V97H253V100L255 101H253L254 102V105H252L253 107H251L250 105H251V103L250 104H248L246 107H244L243 108V106L241 107V108H239L240 110L236 113H233V115L231 116V115H229V116H231L229 119L227 118V120H224V133H225V137L223 138V139H221V141L218 143V144H216V145H213V146H211L210 145V135L211 134H213V133H215L216 132V130L217 129H219L220 128V125L221 124H223V122H222V117H221V119H219L218 118V120L217 121H215V119H214V117H213V115H212V113H211V109H213V108H211L210 107V110L208 109V107H206L205 105H203V106H201V107H199V109L197 108V107H194V106H192V107H190V109L188 110V113H186V118L185 119H183V120H185V121H183V122H187V125L189 126L190 125V127H188L187 128V132H186V139H187V141L189 142V147H188V149H187V152H186V150H185V152L183 153L184 155H182L183 157L182 158H180L179 157V154H178V152L177 153H175L176 155L175 156H173V157H170V159H171V161H170V159H169V157H164V158H155L156 160H158V162H160V164H163V166H171L170 168H172L173 170H174V173H175V177H176V181L174 182V179L172 178V184L170 183V185L171 186H173V187H171V188H173V189H175V191H177L178 192V190H179V188L181 187V185H182V181L184 180V178H185V176L187 175V176H190L191 174H194V171L195 170H197V169H200V170H203V169H209L210 168V166H213V168H214V171H213V173H212V175H210V176H207V177H203V178H201V180L203 181L202 183H201V185H200V189L199 188H197L198 189V191L196 190V191H193V192H195V193H191L192 191H190V196H183L182 195V197H177V198H175V199H173L172 197L173 196H175L174 194H172V193H170V195H169V192L170 191H172V190H170L171 188L169 187V184H168V186H167V183L166 182H168L169 180H164V182L166 183V186L167 187H169L170 189H167V187L165 186L164 187V185L165 184H163V183H161V182H158V183H155L156 181H154V183L152 184V183H150L151 185H148V184H146L147 185V187H145L144 188V186H143V188H140V187H138V186H136L135 184H133L134 183V181L132 182V185L129 187V188H123L124 187V185H123V187H120L115 193H114V195H112V196H110L108 199H104V200H102V201H98L97 202V205L91 210V211H89L88 212V214L86 213V215H87V217H86V219H88V221H87V223H88V225L91 227V229H88V235H89V239L91 240V242L92 243H94L95 242V244H97V246H99V248H100V246H101V248H103V249H106L107 250V248H108V245L107 244H109V240H111L113 243H117L118 244V242H119V244H123L122 246H123V248L124 247H131V248H133V251H135L136 252V250H134V249H136V248H138L137 249V253L139 254V253H142V254H147V253H149V244H150V242L151 241H149V240H151V239H148L147 237L148 236H150V235H152V233L153 232H166L167 234L168 233H171V237H172V235H175L174 237H176V233L178 232V235H179V231H181V230H183V231H181L182 233L184 232V229L188 232L189 231V234L190 233H193V232H195L196 233V231H197V234L196 235H198V233L200 234V235H202L203 234V232H204V230H205V228L203 229V227H204V224L205 225H207L206 227H208V222H209V219H211V218H213L215 215H222V217H224L225 219H226V221L228 222H231V223H234V220H233V218L234 217H237L236 218V220L237 219H241V220H237L236 222H238V221H240V225L238 224V223H235V225L236 224H238L239 226H240V228L242 229V228H244V231L246 232V230L245 229H247V230H249L250 231V233H258V231H259V229L258 228H256V224L258 225V224H262L261 226H264V200H262L261 202H257L256 200H254V198L253 199H249V197H250V194L253 192V191H257V192H264V115L261 113L262 111H260V107H262V108H264V84H263V86H261V87H259V88H255ZM22 87V86H21ZM24 87H26V86H24ZM212 87V86H211ZM258 87V86H257ZM152 88V87H151ZM184 88H186V87H184ZM214 88V89H215ZM255 88V89H254ZM216 89V91H218ZM183 90V89H182ZM249 91L250 90H252V88L251 89H248ZM248 90H247V92H248ZM183 91V92H184ZM220 91H218V92H220ZM224 91V90H223ZM243 91V92H244ZM185 93V92H184ZM245 93V92H244ZM183 94V93H182ZM17 95V94H16ZM160 95V94H159ZM179 96H181V95H179ZM21 97V99H22V97L23 96H20ZM19 97V98H20ZM159 97V96H158ZM183 97V96H182ZM136 98V97H135ZM17 99V98H16ZM25 99V98H24ZM26 99H27V96H26ZM156 99H158V98H156ZM176 99V98H175ZM18 100V99H17ZM137 101H139V100H137ZM13 102V101H12ZM25 103H26V101H25ZM28 103V102H27ZM200 103H202V102H200ZM9 104V103H8ZM17 105H18V103H16ZM40 104V103H39ZM240 104V103H239ZM253 104V103H252ZM5 105V104H4ZM7 105V104H6ZM5 105V106H6ZM12 105H14V104H12ZM23 105V104H22ZM27 104H24V106H16L17 107V111H21V113H30V112H27V109H26V106ZM38 105V104H37ZM242 105V104H241ZM8 106V105H7ZM205 106V107H204ZM212 106V105H211ZM240 106V105H239ZM255 106V107H254ZM4 107V106H3ZM37 107V106H36ZM43 107V106H42ZM38 108H40L41 109V104H40V107H38ZM44 108V107H43ZM48 108H49V106H48ZM6 109V108H5ZM11 109H13L14 110V108L12 107ZM10 108L6 111L8 114H10L9 112H10V110H11ZM29 110H30V107L28 108ZM51 109V108H50ZM53 109V108H52ZM13 110H11V114L13 115V112L15 111H13ZM16 111V112H17ZM41 111H44V110H41ZM40 111V112H41ZM50 111V110H49ZM51 111H54V110H51ZM234 111H235V108H234ZM234 111H232V112H234ZM4 112V111H3ZM16 112H14V113H16ZM202 112V113H201ZM204 112V113H203ZM218 112V111H217ZM216 112V113H217ZM5 113V112H4ZM37 113V112H36ZM53 113V112H52ZM51 112L49 113V112H46L45 111V114L42 112L41 113V115L43 114L44 116L46 115V116H49L48 114H51V115H54V114H52ZM73 113V112H72ZM158 113L161 115V113H163L162 112V110H160V111H158ZM205 114V117H206V120L204 121V120H202L203 118H202V116L203 115H201V114ZM40 114V113H39ZM74 114V113H73ZM188 114V115H187ZM195 114L197 115L198 114V116L197 117H199L200 119H201V121H198V124L196 125V126H194V118H196L195 117ZM15 116H12L13 118H15L16 117V114H14ZM157 115V114H156ZM215 115V114H214ZM217 115H219L220 116V114H217ZM5 116H7L8 117V115H6L5 114ZM40 116V115H39ZM44 116H42L41 117V119H40V117L38 118L37 117V119H38V127H36L35 125H33L27 118L28 117H25V119H23V120H19L20 118L19 117H17L18 119L16 120L15 119V121H17V123H19V129H17L16 130V128L14 127V125L12 126V127H10V128H13V130L11 129V131H10V128H9V124H8V126L7 127H5V128H7V129H5L3 126L5 125H7V124H5V123H1L0 122V146H2V147H4V148H10L12 151L11 152H13V159L12 158H10V160H12V163L11 164H17V163H19L21 160L23 161L24 160V162L23 163H25V160H26V164H29V163H27V161H30L31 159V157H32V159L34 158V156H36V155H38V157H39V155H44V152H47V151H49L52 155H53V152H55V154L57 153V151L58 150H60V151H62L61 149H63V148H61V147H59V145H61L60 143H59V140H58V137H57V139H55V140H53L54 138H53V136L52 135H50V134H47L46 132V130H47V127H45V124H44V122L42 121L43 119H44ZM164 116V115H163ZM4 117V116H3ZM9 117H10V115H9ZM8 117V118H9ZM10 118L9 120H11V119H13V118ZM156 117V116H155ZM158 117H160V116H158ZM162 117V116H161ZM204 117V116H203ZM228 117V116H227ZM46 118V117H45ZM50 118V117H49ZM51 118H52V116H51ZM166 118V117H165ZM1 119H2V117H1ZM4 119V118H3ZM7 119V118H6ZM48 119V118H47ZM46 119V120H47ZM70 119H71V117H70ZM225 119H226V117H225ZM31 120V119H30ZM137 120V119H136ZM135 120V118H134V120L133 121H131V122H126L128 125H130V127L132 128L133 127V125L134 124H136L135 122H137ZM155 120V119H154ZM70 122L72 121V120H69ZM135 121V122H134ZM46 122V121H45ZM73 122H74V120H73ZM132 122H134V124L132 123ZM15 122H12V124H14ZM17 123H15V125L16 126H18L17 125ZM132 123V124H131ZM3 124V125H2ZM46 124H48V123H46ZM178 124V123H177ZM180 124V123H179ZM183 125H184V123H182ZM64 125H66V123L64 124ZM70 125V123L68 122V126ZM72 125V124H71ZM127 125V126H128ZM132 125V126H131ZM181 125V124H180ZM182 125V126H183ZM67 126V125H66ZM65 126V127H66ZM119 125H112V126H107V127H105V128H103V129H100V130H97V131H93V132H90L89 134L91 135V133L92 134H94V135H92L91 137H95V134H96V136L98 135V134H101V136H103L102 134H106V133H109L110 131H112L113 133L114 132H119V128L121 127V128H123L122 127V125H120L119 127H118ZM123 126H124V124H123ZM125 127H126V125H125ZM125 127H124V129H125ZM185 127H186V124H185ZM8 128H9V130H8ZM46 128V129H45ZM126 128H128L129 129V126L128 127H126ZM15 129V130H14ZM116 129H118L117 131H115ZM166 129H167V127H166ZM169 129V128H168ZM177 129V128H176ZM32 130H35V131H39L38 133L37 132H35V133H37V135L38 134H41L42 135V138H37V139H39V140H37L36 142H35V138H34V135H36ZM170 130V129H169ZM171 131V130H170ZM183 131V130H182ZM50 132V131H49ZM117 132V133H118ZM172 132V134H173V130L171 131ZM181 129H178V131H176V132H174V134H175V137H176V139H177V141L178 142H176V144L178 145V148L179 147H182L181 149H182V152H183V150L185 149H183V146H184V144L183 143H181L180 142V138H181ZM52 133H54V132H52ZM116 133V134H117ZM110 134H112L111 132H110ZM115 134V133H114ZM239 134H242L241 136L243 137V135H247L248 136V138H247V142H248V144L252 147V151H246L244 154H242V155H239V154H237V152H236V155H235V159L236 158H238L239 159V162L241 163L240 164V168H239V173H240V176L239 177H236L235 176V172L233 173L232 171L230 172L229 170H228V160L231 158V153H232V151L233 150H235V148H237V147H235L236 146V137H238V135ZM109 135V134H108ZM185 135V134H184ZM56 136H57V134H56ZM85 136V135H84ZM38 137H40V136H38ZM90 137V136H89ZM143 137V136H142ZM42 139V140H41ZM45 140V141H44ZM70 140V139H69ZM68 140V141H69ZM88 140V139H87ZM90 141V140H89ZM92 141V140H91ZM47 142V143H46ZM70 142H73L72 140L70 141ZM82 142V141H81ZM122 142V144H123V142H125V141H121ZM129 142V141H128ZM127 142V143H128ZM66 143V142H65ZM76 143H78V145H79V141L78 142H76V140H75V142L73 143V146H67L66 147V144H64L63 145V147L65 148H72V149H68V151L69 150H71L72 152H74V154H75V151H76V154L78 153V155L79 154H83V151H81V150H83L82 148H80L79 146H77L76 145ZM83 143V142H82ZM120 143V142H119ZM63 144V143H62ZM89 144V143H88ZM125 145H126V143H124ZM123 144V145H124ZM131 144V143H130ZM70 145V144H69ZM77 146V147H76ZM84 146H86V145H84ZM94 146V145H93ZM129 146V145H128ZM79 150V148H80V151H78L77 149ZM121 149H122V147H120ZM119 148V149H120ZM124 148V147H123ZM0 149H2V148H0ZM46 149H49V150H47V151H45ZM66 149V150H67ZM180 149V148H179ZM180 149V150H181ZM65 150V149H64ZM63 150V151H64ZM65 150V152H63V153H67L68 151H66ZM117 150V149H116ZM5 151V150H4ZM53 151V152H52ZM126 151V150H125ZM10 152V151H9ZM59 152V151H58ZM71 152V153H72ZM136 152V151H135ZM135 152H133V153H135ZM181 152V151H180ZM4 153H6V152H4ZM70 153V154H71ZM118 153V152H117ZM126 153V152H125ZM137 153V152H136ZM142 153V152H141ZM156 153V152H155ZM10 154V153H9ZM62 154V153H61ZM73 154V153H72ZM72 154H71V156H72ZM82 154H81V156H82ZM121 154V153H120ZM124 154V153H123ZM140 154V153H139ZM154 154V153H153ZM157 154V153H156ZM159 154V153H158ZM174 154V153H173ZM6 155V154H5ZM65 155V154H64ZM133 155V154H132ZM180 155H181V153H180ZM76 156V155H75ZM80 156V155H79ZM80 156V157H81ZM104 156H105V154H104ZM157 156V155H156ZM161 156V155H160ZM169 156V155H168ZM4 157V156H3ZM3 157H1V158H3ZM7 157H8V154H7ZM6 157V158H7ZM30 157V158H29ZM37 157V156H36ZM55 157V156H54ZM66 157V156H65ZM73 157V156H72ZM87 157V156H86ZM109 157V156H108ZM110 157H112V156H110ZM107 158V160L106 161H104V158H101V159H103V164H102V162H101V165L105 168L106 167V170L108 169V168H111V167H109L110 165H111V163L112 164H114V160H112V158ZM114 157V156H113ZM115 157H118L116 154H115ZM133 157V156H132ZM155 157V156H154ZM5 158V157H4ZM1 159V161L2 160H5V159ZM9 158V157H8ZM39 158H43V157H39ZM137 158H138V156H137ZM141 158V157H140ZM132 159V158H131ZM142 159V158H141ZM7 161H8V159H6ZM10 160H9V162H10ZM20 160V161H19ZM68 160H69V158H68ZM143 160H145V159H143ZM19 161V162H18ZM74 161V160H73ZM87 161V160H86ZM85 161V162H86ZM88 161H90V160H88ZM102 161V160H101ZM134 161V160H133ZM139 161H140V159H139ZM70 162V161H69ZM116 162V161H115ZM147 162V161H146ZM153 162V160H151V163ZM158 162H156V164H158ZM44 163V162H43ZM73 163V162H72ZM95 163V162H94ZM249 163H252V165H254L255 167H256V171L255 172H253V171H251L250 170V165H249ZM20 164V163H19ZM21 164H22V162H21ZM20 164V165H21ZM86 164V163H85ZM150 164V163H149ZM159 164V165H160ZM25 165V164H24ZM30 165V164H29ZM101 165H100V167H101ZM17 166V165H16ZM15 166V167H16ZM19 166V165H18ZM34 166V165H33ZM46 166V165H45ZM113 166V165H112ZM30 167V166H29ZM18 168V167H17ZM6 169V168H5ZM8 169H9V166H8ZM12 169V168H11ZM19 169H20V167H19ZM30 169V168H29ZM32 170L33 169H35V168H31ZM30 169V170H31ZM73 169V168H72ZM75 169V168H74ZM101 170H103L102 168H100ZM10 170V169H9ZM17 170V169H16ZM31 170V171H32ZM71 170V169H70ZM110 170V169H109ZM3 171V170H2ZM13 171V170H12ZM22 171V170H21ZM30 171V172H31ZM73 171V170H72ZM71 171V172H72ZM5 172H6V170H5ZM4 172V173H5ZM18 172V171H17ZM77 172V171H76ZM104 172H106V171H104ZM1 173V172H0ZM7 174H8V172H6ZM5 173V174H6ZM21 173V172H20ZM34 173V172H33ZM107 173H109L108 171H107ZM2 174V173H1ZM0 174V175H1ZM18 174V173H17ZM38 174V173H37ZM68 174V173H67ZM131 174V173H130ZM16 175V174H15ZM19 175V174H18ZM21 175V174H20ZM33 175V174H32ZM57 175V174H56ZM74 175H77V173L76 174H74ZM128 175V174H127ZM122 176L123 178L121 179L122 180V182H124V183H129V182H131L132 180H135V178H130V177H128V176ZM2 176V175H1ZM52 176V175H51ZM2 177H4V176H2ZM6 177H8V175L7 176H5L4 178H6ZM21 177L22 176H20V179H21ZM35 177V176H34ZM80 177V176H79ZM78 177V178H79ZM135 177V176H134ZM202 177V176H201ZM231 177H234L236 180H237V183L239 184V189L238 190H233V189H229L227 192H225L226 194H225V196L226 197H224L225 199H227L229 202L230 201H233V203H234V207L232 208V209H234V210H232V213H231V211H230V209H231V207H232V202H231V204L227 201V203L226 204H230L231 205V207H227L226 206V204H223V203H221V202H219V200H218V197L215 195V191H216V189L218 188V187H220L221 188V184H225V182H227V180L229 179V178H231ZM19 178V177H18ZM53 178V177H52ZM57 178V177H56ZM2 179V178H1ZM22 179H23V177H22ZM83 179V178H82ZM131 179V180H130ZM258 179L260 180L261 179V182H259L258 181ZM3 180H5V179H3ZM14 180V179H13ZM79 180H81V179H79ZM163 179H161L160 181H162ZM84 181V180H83ZM0 182H2V181H0ZM10 182V181H9ZM13 182V181H12ZM22 182V181H21ZM26 182V181H25ZM228 182H230V181H228ZM120 183V182H119ZM118 184V183H117ZM226 184H229V183H226ZM120 185V184H119ZM145 185V184H144ZM145 185V186H146ZM199 185V184H198ZM157 187H159V191L158 190H156V188ZM1 188V187H0ZM4 188V187H3ZM182 188V187H181ZM158 189V188H157ZM2 190V189H1ZM0 190V191H1ZM4 190V189H3ZM2 190V191H3ZM9 190V189H8ZM7 190V191H8ZM170 190V191H169ZM224 190V189H223ZM5 192V191H4ZM9 192V191H8ZM11 192V191H10ZM5 194V193H4ZM171 194H172V197H171ZM179 194V193H178ZM262 194H264V193H262ZM2 195H3V192H2ZM56 196V195H55ZM178 196V195H177ZM258 196V195H257ZM1 197V196H0ZM7 197V196H6ZM33 198V197H32ZM37 198V197H36ZM10 199V198H9ZM263 199V198H262ZM226 201V200H225ZM197 202H201V204L203 203V208H201L200 206H199V204L197 203ZM65 206V205H64ZM235 213H234V212ZM26 214V213H25ZM28 214V213H27ZM234 214H237V215H235V216H233ZM238 216L240 217V218H238ZM194 219L197 221V223L198 224H196V225H198V227H199V229L197 228V226H195V223L196 222H194ZM138 221V222H137ZM137 222V223H136ZM237 225V226H238ZM233 226V225H232ZM231 226V227H232ZM239 226H238V228H239ZM194 227H196V228H194ZM231 227H229V228H231ZM186 228H188V230L186 229ZM229 228L227 229V227L224 225V224H221V223H219V224H216L214 227H213V233H214V237L216 236V238H215V240L214 241H217L218 240V243L220 242V244L218 245L217 244V242H214L213 240H212V242H210L211 241V239H210V243H209V245H208V248H205L204 249V251L205 252H208L209 251V249H211V252L212 251H214V253L217 251H219V249L222 247V245L223 244H225L226 246L228 245V246H233V244L235 243V241L237 242L238 240L237 239H239V238H241V240L240 241H242L243 239V237H242V235H241V237H239V234H233L235 231L234 230H232V231H234V232H232V231H230L229 230ZM259 228H260V231H261V227L259 226ZM194 229H196V230H194ZM256 229H258V231H256ZM207 230V229H206ZM264 231V230H263ZM262 231V232H263ZM180 232V233H181ZM187 232H185L186 233V235H185V237L187 236ZM131 234V236L132 237H130V239H131V241H129V243L127 244L126 242H125V239H124V241L122 240L125 236H129L130 234ZM233 234V239L231 240L230 238H227V236H228V234ZM235 233H237V232H235ZM238 233H239V231H238ZM264 233V232H263ZM129 234V235H128ZM150 234V235H149ZM154 234V233H153ZM231 234V235H232ZM259 234V236H260V233H258ZM262 234V233H261ZM247 236H249L248 235V233L246 234ZM251 235V234H250ZM255 235V234H254ZM183 236V235H182ZM190 236V235H189ZM191 236H195V235H191ZM199 236V235H198ZM204 236V235H203ZM203 236H201V238H203ZM246 236V237H247ZM174 237H173V240L174 241H176L175 239H174ZM261 237V236H260ZM260 237H257V238H259L260 239ZM126 238V237H125ZM179 238V237H178ZM253 238H256L255 236L254 237H252L251 236V238H247L248 240H251V242H252V239ZM261 238H264V234H263V236L261 237ZM107 239H109V240H107ZM152 239H154V238H152ZM157 240H155V241H160V239H158V238H156ZM196 239V238H195ZM217 239V240H216ZM230 239V240H229ZM246 238L244 239V241L245 240H247ZM107 240V241H106ZM153 240V241H154ZM186 240V239H185ZM190 240V239H189ZM188 240V241H189ZM193 240V239H192ZM191 240V241H192ZM204 240V239H203ZM258 240V239H257ZM111 241H110V243H111ZM127 241V240H126ZM127 241V242H128ZM152 241V243H153V245L155 244V242H153ZM180 241V240H179ZM202 241V240H201ZM200 241V242H201ZM207 241V240H206ZM263 241H264V239H263ZM108 242V243H107ZM121 242V243H120ZM161 242V241H160ZM186 242V241H185ZM197 242H199V241H197ZM105 243H106V245H107V248H104L102 245L104 244L105 245ZM151 243V244H152ZM176 244H177V242H175ZM202 243V242H201ZM223 243V244H222ZM239 243V242H238ZM237 243V244H238ZM240 243H243V242H240ZM246 243V242H245ZM248 243V242H247ZM156 244H157V242H156ZM160 245L162 244V243H159ZM166 244V243H165ZM165 244L163 243V246L165 247ZM180 245H182V243H179ZM179 244H177L178 246H179ZM198 244V243H197ZM236 244V246H237V248H238V246L239 245H237ZM251 244V243H250ZM253 244V243H252ZM257 244V243H256ZM255 244V245H256ZM106 245H105V247H106ZM116 244H114V246H115ZM153 245H151V247H154ZM159 245V246H160ZM186 245V244H185ZM184 245V246H185ZM196 244H194V246H195ZM199 245V244H198ZM201 245V244H200ZM207 245V244H206ZM242 245V247H240ZM240 246H239V248L241 249V250H239V252L240 253H242V250H243V244H241ZM254 245V246H255ZM261 245V244H260ZM114 246H112V247H114ZM117 246V245H116ZM119 246V245H118ZM122 246H120L119 248L121 249V247ZM183 246V247H184ZM189 246V245H188ZM197 246V245H196ZM202 246H203V244H202ZM202 246H197L198 247V249H202ZM246 246H247V244H246ZM155 247H156V249H157V247L158 246H156L155 245ZM160 247H162V245L160 246ZM164 247H163V249L162 248H160L159 250H164ZM205 247V246H204ZM210 247V248H209ZM220 247V248H219ZM245 247V246H244ZM248 247H249V245H248ZM262 247V246H261ZM261 247H260V249H261ZM110 248V247H109ZM126 248H124V250H127ZM131 248H129L130 249V251H132L131 250ZM142 249L143 251H145V250H147L148 249V251H147V253H146V251L145 252H143L142 250V252L140 251H138V250H140V249ZM185 248H186V250L188 249V247L187 246H185ZM194 248V247H193ZM196 248V247H195ZM224 248V247H223ZM222 248V249H223ZM226 248V247H225ZM232 248V247H231ZM233 248H235V247H233ZM233 248H232V250H233ZM256 248V247H255ZM254 247H253V249H255ZM259 248V247H258ZM4 249V248H3ZM102 249V250H103ZM114 249V248H113ZM216 249H218V250H216ZM230 249V248H229ZM228 249V250H229ZM248 249V248H247ZM251 249H252V246H251ZM252 249V250H253ZM100 250V249H99ZM118 250V249H117ZM122 250L123 249H121V252H122ZM155 250V249H154ZM154 250H152L153 252H155ZM191 250V249H190ZM200 250H197V251H200ZM221 250V249H220ZM231 250V249H230ZM229 250V251H230ZM236 250V252H238V250L237 249H235ZM235 250H233V254L235 253L234 251ZM257 250V249H256ZM255 250V251H256ZM101 251V250H100ZM105 251V250H104ZM103 251V252H104ZM127 251H129V250H127ZM187 251H189V250H187ZM227 251V250H226ZM229 251H228V253H229ZM246 251V250H245ZM254 251V252H255ZM259 251V250H258ZM102 252V251H101ZM126 252V251H125ZM151 252V251H150ZM160 252V251H159ZM163 252V251H162ZM189 252H191V251H189ZM193 252H195V251H193ZM193 252H192V254H193ZM216 252V253H217ZM232 252V251H231ZM248 252V251H247ZM260 252V251H259ZM262 252V251H261ZM132 253V252H131ZM137 253H136V256L135 257H139L138 255H137ZM196 253V252H195ZM193 254V256L194 257H192L193 259L195 258L196 260L195 261H198L199 262V260H201L202 258H204V257H202V256H204V254H200V255H198V253H196V254ZM200 253V252H199ZM201 253H202V251H201ZM213 253V254H214ZM215 253V254H216ZM240 253H238V254H240ZM102 254V253H101ZM142 254H139L140 256H142ZM215 254L213 255V257H211V259L212 258H214V261H215ZM217 254H220L219 252L217 253ZM232 254V253H231ZM230 254V255H231ZM236 254V253H235ZM235 254L233 255V257L235 256ZM244 254H246V253H244ZM259 254V253H258ZM135 255V254H134ZM210 255H212V254H210ZM241 255V254H240ZM199 256H200V258H199ZM206 256H207V254H206ZM205 256V257H206ZM218 256V255H217ZM222 256V255H221ZM232 256V255H231ZM236 256H237V254H236ZM259 256V255H258ZM261 256V255H260ZM262 256H263V254H262ZM134 257V259L135 260H137V258H135ZM143 257V259L144 258H146L144 255L142 256ZM202 257V258H201ZM238 257V256H237ZM240 257V256H239ZM239 257L238 258H236V260H239ZM208 258H209V256H208ZM235 258V257H234ZM234 258L232 259V258H229L230 260H234ZM252 258V257H251ZM250 258V259H251ZM143 259H139L140 261H142ZM147 259V258H146ZM257 258H255V262L253 261V259H252V263L254 262V263H256V261L257 260H259V259H257ZM145 260V259H144ZM154 260V259H153ZM204 260V259H203ZM213 260V259H212ZM212 260H210V261H212ZM217 260V259H216ZM219 260H221V259H219ZM229 260V262L231 263V261ZM236 260H234V261H236ZM261 260H263V259H261ZM260 260V261H261ZM148 261V260H147ZM152 261V260H151ZM161 261H163V260H161ZM165 261V260H164ZM209 261V262H210ZM232 262V263H234L235 264V262ZM245 261V260H244ZM115 262V261H114ZM137 262H138V260H137ZM166 263H167V261H165ZM165 262H162V263H165ZM201 262H202V260H201ZM243 261H241L240 263H242ZM262 262H264V260L262 261ZM261 262V263H262ZM156 263H158V262H155V264ZM183 263V262H182ZM181 263V264H182ZM186 263V262H185ZM193 262H191V264H192ZM195 263V262H194ZM193 263V264H194ZM205 263V262H204ZM210 263H213V264H219V262H218V260L217 261H215V262H210ZM239 262L237 263V264H240ZM244 263V262H243ZM246 263V262H245ZM258 263L260 264V262L258 261ZM14 264V263H13ZM168 264V263H167ZM186 264H190V262L188 263H186ZM196 264H197V262H196ZM199 264V263H198ZM200 264H202V263H200ZM222 264V263H221ZM248 264V263H247ZM250 264V263H249ZM257 264V263H256ZM264 264V263H263Z\"/></svg>",
  "mask_w": 264,
  "mask_h": 264
}]
</instances>
